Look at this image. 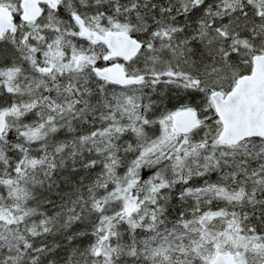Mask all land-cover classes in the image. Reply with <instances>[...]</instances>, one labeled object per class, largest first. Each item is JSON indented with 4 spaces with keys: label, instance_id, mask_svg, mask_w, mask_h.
Listing matches in <instances>:
<instances>
[{
    "label": "snow or ice",
    "instance_id": "1",
    "mask_svg": "<svg viewBox=\"0 0 264 264\" xmlns=\"http://www.w3.org/2000/svg\"><path fill=\"white\" fill-rule=\"evenodd\" d=\"M0 264H264V0H0Z\"/></svg>",
    "mask_w": 264,
    "mask_h": 264
}]
</instances>
